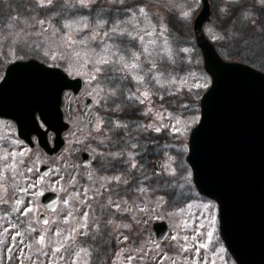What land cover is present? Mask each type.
Segmentation results:
<instances>
[{
  "label": "rangeland",
  "instance_id": "rangeland-1",
  "mask_svg": "<svg viewBox=\"0 0 264 264\" xmlns=\"http://www.w3.org/2000/svg\"><path fill=\"white\" fill-rule=\"evenodd\" d=\"M229 1L209 0L211 18L204 33L223 59L264 72L242 59L257 54L253 46L264 45L261 0L244 1L243 17L251 18L253 28L242 40L217 26L215 11L221 18ZM200 4L201 0H90L81 6L80 0H63L62 10L48 7L42 12L33 0H0V77L9 62L35 57L85 82L77 97L64 92L62 107L70 126L57 152H45L35 136L30 146L18 136L12 119L0 118V264H89L82 234L94 204L97 212L108 210L105 222H112L117 231L118 248L109 264H235L216 235V204L196 193L185 160L203 85L210 84L193 35ZM174 15L187 20L180 40L169 22ZM40 19L47 22L41 25ZM56 28L61 29V39L52 35ZM65 33L76 41L71 47ZM87 97L92 102L83 113ZM48 136L51 141L52 132ZM82 150L90 155L88 167L77 154ZM117 152L123 156L111 155ZM155 157L162 161L160 174L151 163ZM130 160H135V168ZM41 164L50 166L47 175L40 173ZM115 176L120 180L111 179ZM45 190L58 193L59 205L51 221L42 225L37 216ZM116 190L127 197H115ZM128 206V223L120 222L114 214ZM160 219L169 226L162 242L151 227Z\"/></svg>",
  "mask_w": 264,
  "mask_h": 264
},
{
  "label": "water",
  "instance_id": "water-1",
  "mask_svg": "<svg viewBox=\"0 0 264 264\" xmlns=\"http://www.w3.org/2000/svg\"><path fill=\"white\" fill-rule=\"evenodd\" d=\"M210 15L209 0H201L193 31L211 85L200 100L201 116L190 133L186 159L198 191L218 203L220 235L236 264H264V72L219 55L203 31ZM83 86L80 77L70 78L36 59L12 62L0 81V116L14 119L18 135L30 145L36 134L48 153L56 152L69 127L60 110L62 92L72 88L77 95ZM36 112L47 129L39 126ZM49 129L55 132L52 147ZM155 163L159 171V160ZM39 170L46 175L50 167L42 164ZM57 200L52 191L41 195L47 208ZM153 229L158 240L168 233L165 221Z\"/></svg>",
  "mask_w": 264,
  "mask_h": 264
},
{
  "label": "trees",
  "instance_id": "trees-1",
  "mask_svg": "<svg viewBox=\"0 0 264 264\" xmlns=\"http://www.w3.org/2000/svg\"><path fill=\"white\" fill-rule=\"evenodd\" d=\"M245 0H232L227 2V6H228V10L226 13H222V17L220 18L216 11H215V19L217 21V26L224 32H228V33H233L235 36H240L241 40L246 37L247 35H251L252 33V22H251V18H244V9H242L243 7L246 6V4L244 3ZM254 1V0H252ZM234 4H239L242 6L241 8V14L236 15L233 14L232 11V7ZM63 0H54L53 5L49 6V8L51 10L56 9L57 11H59L58 9L62 10L63 9ZM65 9V8H64ZM66 10V9H65ZM1 10H0V15H1ZM258 13L260 15L264 14V11L262 10H258ZM3 14V13H2ZM250 17V16H248ZM220 18V19H219ZM186 19L185 18H181L179 16H175L174 15V19L172 20V17L169 18V22L170 25H173V33L176 35L177 39L180 40V37H184V30H183V24H186ZM187 27V25H186ZM234 37V36H233ZM250 39H253L252 37H248ZM263 45V44H261ZM253 46V48H255L256 50H253V52H257V54H250V56H247L251 59L248 58H243V61H246L248 63H251L259 68L264 69V45L262 46ZM228 56L231 55H236L238 53H226ZM261 54V56H259ZM260 59V57H262ZM124 106H126L125 104H123ZM103 106H101L100 108H103ZM108 240L106 237H101L98 233V231H95L94 234H92L90 236V238L88 239V244L90 245V248L92 249V254H91V261L92 264H109L110 261V257L111 254L114 252L115 248H116V243L113 241V244L109 245L107 244Z\"/></svg>",
  "mask_w": 264,
  "mask_h": 264
},
{
  "label": "snow or ice",
  "instance_id": "snow-or-ice-1",
  "mask_svg": "<svg viewBox=\"0 0 264 264\" xmlns=\"http://www.w3.org/2000/svg\"><path fill=\"white\" fill-rule=\"evenodd\" d=\"M53 3H54V0H33V4H34V6H38L39 9H40L42 12H43V11H46V9H47L49 6L53 5ZM89 3H90V0H80V4H81V6H87ZM261 6H262L261 10L264 11V0H261ZM175 7H183V6H182V5H176ZM241 8H242L241 5H239V4H234L233 7H232L233 14H236V15L241 14ZM139 11L143 12V11H144V8H143V7L139 8ZM180 15L186 17V16L190 15V12H181ZM38 22H39V24L43 25V24H45L47 21H46V19H40ZM163 26H164V25L161 24V27H163ZM50 27H51V26H50ZM84 27H87V25H85ZM60 31H61L60 28H56L55 31L52 33V35H53V36H57L58 39H61V38L58 36V34L60 33ZM113 31H115V29H113ZM65 35H66L67 41L69 42V43H68V47H71V45L74 44L76 41L73 39V36H72L71 34H67V33H65ZM141 39H142V38H141ZM81 43H83V41H81ZM184 51H187V49H185ZM99 63L102 64V65H104V64H106L107 62L104 61V60H100ZM155 67H156V65L153 64V65H152V68H155ZM44 70H45V71H48L47 69H44ZM95 70H96L97 72H101V71H102V69H100V68H97V69H95ZM92 78L95 79V77H92ZM0 79H3V77H0ZM137 79H143V77H138ZM157 82H159V81H157ZM209 82H210V81H209ZM203 87L207 88V87H208V83H205V84L203 85ZM144 95H147V93H144ZM40 115L43 116L42 112H40ZM101 123H102V121H101ZM117 123H119V122H117ZM149 127H151V125H149ZM155 131H156V132H160V131H161V128H160V127H156V128H155ZM173 131H177V129H176V128H173ZM111 155H113L114 157H121V156H123V152L112 153ZM129 155L131 156V153H129ZM129 163H130V166H131V167H133V168L136 167V162H135V160H130ZM111 179H114V180H120V177H119V176H115V177H112ZM22 191H23V189H22ZM17 203H21V202H20V201H17ZM64 203L67 204L68 201L65 200ZM209 203H211V202H209ZM113 207L119 209L120 206H119V205H113ZM205 207H207V205H206ZM24 211H25V212L30 211V207L24 209ZM124 226L127 227V225H124ZM208 235H209V238H210V237H211V233H209ZM41 239H43V237H41ZM125 239H127V237H126Z\"/></svg>",
  "mask_w": 264,
  "mask_h": 264
},
{
  "label": "flooded vegetation",
  "instance_id": "flooded-vegetation-1",
  "mask_svg": "<svg viewBox=\"0 0 264 264\" xmlns=\"http://www.w3.org/2000/svg\"><path fill=\"white\" fill-rule=\"evenodd\" d=\"M122 140H123V138H122ZM122 140H121V142H122ZM107 141H108V139H107ZM115 144H117V142ZM112 148H113V146H112V138H110L109 149H112ZM122 148L123 147H120V150H122ZM118 193L120 195H122V196L127 197V193H125V191H123V190H119V191L116 190L115 197L118 196ZM130 208L131 207L128 206L127 209L123 213H121L120 215H118L117 213H115L114 214V217H117V219L120 222H126V223H128V209H130ZM56 210H57V208L55 210H53V211H47L45 209H43V211L41 210L44 213V216H45V222L42 223V225H46L47 223H49L51 221V219L53 218V215L56 212ZM94 212H95V220L98 222V225H99V228H98L99 235L101 237H106L107 240H108L107 244H109V245L110 244L112 245L113 244V241L116 244L119 243L118 237H117V231L116 230H113V223L110 222V221L107 222V223L105 222V218H106V216L108 214V210H105L104 211L103 209H101L98 212L94 210ZM143 219H144V216L141 217V221ZM126 234L129 235V231L128 230L126 231ZM74 235L76 237H79L78 236L79 235L78 229H76V231H74ZM86 246L92 252V249L90 248V245L87 244ZM61 264H65V263H61Z\"/></svg>",
  "mask_w": 264,
  "mask_h": 264
}]
</instances>
